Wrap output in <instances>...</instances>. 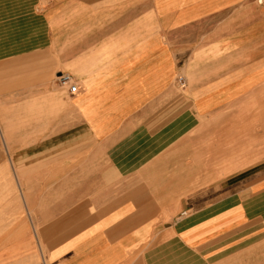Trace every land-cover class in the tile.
<instances>
[{
	"label": "crops",
	"instance_id": "0c3cea01",
	"mask_svg": "<svg viewBox=\"0 0 264 264\" xmlns=\"http://www.w3.org/2000/svg\"><path fill=\"white\" fill-rule=\"evenodd\" d=\"M257 101L264 0H0V264H264L208 129Z\"/></svg>",
	"mask_w": 264,
	"mask_h": 264
},
{
	"label": "rangeland",
	"instance_id": "374dc122",
	"mask_svg": "<svg viewBox=\"0 0 264 264\" xmlns=\"http://www.w3.org/2000/svg\"><path fill=\"white\" fill-rule=\"evenodd\" d=\"M240 109L236 116L226 115L209 122V141L220 142L223 147L226 181L239 172L243 177L249 169L264 171V164H260L264 163V101L242 103ZM214 157L217 158L216 153Z\"/></svg>",
	"mask_w": 264,
	"mask_h": 264
},
{
	"label": "built area",
	"instance_id": "2783aa9c",
	"mask_svg": "<svg viewBox=\"0 0 264 264\" xmlns=\"http://www.w3.org/2000/svg\"><path fill=\"white\" fill-rule=\"evenodd\" d=\"M59 80H60V84L63 87H66L71 95H77L79 93V87L73 81L72 77L62 75L59 77ZM178 82L180 85H182V86L184 85V79L183 78H180ZM185 215H186V213L182 214V216H185Z\"/></svg>",
	"mask_w": 264,
	"mask_h": 264
}]
</instances>
